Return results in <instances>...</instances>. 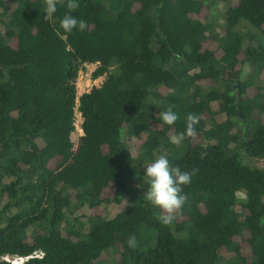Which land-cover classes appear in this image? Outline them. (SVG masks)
<instances>
[{
    "label": "trees",
    "instance_id": "1",
    "mask_svg": "<svg viewBox=\"0 0 264 264\" xmlns=\"http://www.w3.org/2000/svg\"><path fill=\"white\" fill-rule=\"evenodd\" d=\"M78 3L88 28L66 33V4L0 0V264H264V47L238 29L264 33V0ZM85 64L104 79L78 98ZM161 154L198 169L168 226L143 200Z\"/></svg>",
    "mask_w": 264,
    "mask_h": 264
},
{
    "label": "clouds",
    "instance_id": "2",
    "mask_svg": "<svg viewBox=\"0 0 264 264\" xmlns=\"http://www.w3.org/2000/svg\"><path fill=\"white\" fill-rule=\"evenodd\" d=\"M65 4L68 11L59 20L60 28L66 33H71L73 30L85 31L88 28L87 21L71 14L79 7L78 0H45V21H52L57 12V6ZM174 108L175 105H170L159 113V118L165 125L172 126L178 121L179 114L173 110ZM199 121L200 117L197 114H188L185 131L171 135L169 142L179 146L186 138H194L196 136L195 126ZM204 155L202 153L201 158ZM197 172L198 169L195 168L191 171H182L179 166H172L167 156L163 154L157 156L151 163L145 164L142 179L143 183L147 184V191L143 195V200L159 209L156 219L163 225H171L182 213L188 199L183 191L184 186L191 183ZM127 244L130 248H135L137 245L135 237H129Z\"/></svg>",
    "mask_w": 264,
    "mask_h": 264
},
{
    "label": "rangeland",
    "instance_id": "3",
    "mask_svg": "<svg viewBox=\"0 0 264 264\" xmlns=\"http://www.w3.org/2000/svg\"><path fill=\"white\" fill-rule=\"evenodd\" d=\"M228 5L229 4L227 2L224 3L221 1L218 5V8H216V11L214 14L217 15L218 12L221 14L224 13ZM218 18L221 19L222 17L218 15ZM238 29L241 30L242 32L249 33L253 38H255V40L260 45L264 47V33L263 32H260L259 30L253 28L246 22H241ZM95 68H96V65H90L88 69H85V71H83L84 73L83 72L80 73L78 80H77V91L79 95L91 90V88L94 86L101 85V83L103 82V79H104L103 77H100L96 80H93L91 78V73L95 70ZM79 134L80 132L77 131L74 136H77ZM255 166L259 168H264V158L257 160L255 162ZM239 196L240 198H244V193H240Z\"/></svg>",
    "mask_w": 264,
    "mask_h": 264
},
{
    "label": "built area",
    "instance_id": "4",
    "mask_svg": "<svg viewBox=\"0 0 264 264\" xmlns=\"http://www.w3.org/2000/svg\"><path fill=\"white\" fill-rule=\"evenodd\" d=\"M90 65H96V64H85L84 65V68L79 72V75H80V73H82L83 71H85V69H88V67ZM96 67H97V65H96ZM79 80H80V78H79ZM89 91H87V92H89ZM87 92H85V93H87ZM81 95L82 94L79 95L78 94V91H77V97L79 98ZM78 106H79V101L77 100V104H76V108H75V124L74 125H75V128H76V132L79 131L80 132L79 135H82L83 132H82L81 125L83 123V119H82L81 113L78 111ZM42 256H43V253L42 252L36 251V252L32 253L31 255L26 256V257H20V256L10 257V256H5L2 259L10 262L11 264H23L25 261H27V260H29L31 258H37V257L38 258H41Z\"/></svg>",
    "mask_w": 264,
    "mask_h": 264
}]
</instances>
